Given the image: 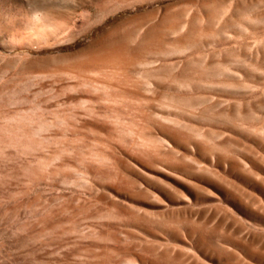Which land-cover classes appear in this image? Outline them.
I'll return each mask as SVG.
<instances>
[{
	"label": "rangeland",
	"instance_id": "1",
	"mask_svg": "<svg viewBox=\"0 0 264 264\" xmlns=\"http://www.w3.org/2000/svg\"><path fill=\"white\" fill-rule=\"evenodd\" d=\"M0 264H264V0H0Z\"/></svg>",
	"mask_w": 264,
	"mask_h": 264
}]
</instances>
